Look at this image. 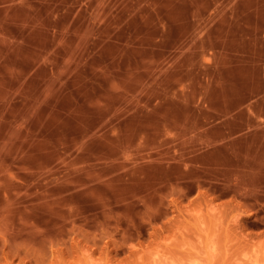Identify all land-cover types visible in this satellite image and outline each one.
<instances>
[{
  "label": "rangeland",
  "instance_id": "374dc122",
  "mask_svg": "<svg viewBox=\"0 0 264 264\" xmlns=\"http://www.w3.org/2000/svg\"><path fill=\"white\" fill-rule=\"evenodd\" d=\"M262 62L264 0H0V264H264V183L191 162Z\"/></svg>",
  "mask_w": 264,
  "mask_h": 264
},
{
  "label": "crops",
  "instance_id": "0c3cea01",
  "mask_svg": "<svg viewBox=\"0 0 264 264\" xmlns=\"http://www.w3.org/2000/svg\"><path fill=\"white\" fill-rule=\"evenodd\" d=\"M21 8L30 16L28 6L22 5ZM34 30L50 31L39 27L30 32ZM45 45L41 49L48 50V42ZM35 63L38 67L33 70V77L49 62L37 60ZM258 68L259 92L199 93L204 97L209 112L229 115L223 122L203 131V141L211 146L191 157L194 165L204 172L213 173L212 179L216 181L249 186L264 183V62ZM234 127H239L241 132L235 133ZM243 177L248 179L243 180Z\"/></svg>",
  "mask_w": 264,
  "mask_h": 264
}]
</instances>
